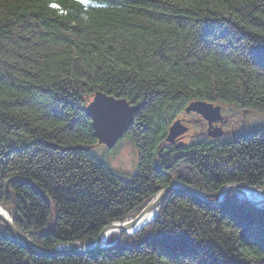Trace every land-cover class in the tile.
Instances as JSON below:
<instances>
[{"label": "trees", "instance_id": "obj_1", "mask_svg": "<svg viewBox=\"0 0 264 264\" xmlns=\"http://www.w3.org/2000/svg\"><path fill=\"white\" fill-rule=\"evenodd\" d=\"M98 91L141 105L128 180L90 154L85 108ZM196 101L264 112V0H0V206L50 250L93 244L172 180L264 191V123L165 143ZM237 202L225 194L211 207L173 190L153 221L89 255H35L0 222V264H264V208Z\"/></svg>", "mask_w": 264, "mask_h": 264}, {"label": "water", "instance_id": "obj_2", "mask_svg": "<svg viewBox=\"0 0 264 264\" xmlns=\"http://www.w3.org/2000/svg\"><path fill=\"white\" fill-rule=\"evenodd\" d=\"M140 110V106L131 105L125 99L115 98L113 96L107 95L103 92H96L93 95L92 101L85 108V114L91 121V127L93 130V136L96 139L97 145H104L108 149H112L117 142L121 139V137L129 131L132 122L133 116ZM186 113L194 112L203 116L209 123L216 122L220 118V109L219 107H213L205 102H193L189 104V106L185 109ZM188 129L185 128L180 120L175 121L171 127L169 128V132L166 137V142L175 143V139L180 135L184 134ZM18 178H12L8 180L5 184L7 185L9 182L17 180ZM238 188H247L252 190L255 193L263 194L262 191H256L253 188L249 187L246 184H237V186H233L231 188H224L219 193L208 195L201 193L189 186L178 183L176 181H172L165 189L160 191L154 200H152L147 207L138 215V217L131 220L129 223L125 224H117L112 223L106 226L100 233L99 239L97 240V244L83 249V250H72L68 252H59L54 249H43L35 244H33L27 237L23 236L8 214L0 213V221L6 226L7 230L12 234L15 238L16 242L22 245L25 248L31 250V252L35 255L53 258L63 255H85L90 254L92 252L105 249L106 248V233L110 230L114 229L115 231L125 232L129 229H132L136 226L142 218L149 212H152L156 206L160 205L164 198L168 195V193L172 190L185 191L194 197L199 198L203 202H207L209 197H217L223 192H237ZM264 196V194H263ZM245 203L254 206L255 208L260 209L264 204L263 201L256 202L251 201L249 199L243 200ZM213 205L212 203L210 206ZM3 209L2 207H0Z\"/></svg>", "mask_w": 264, "mask_h": 264}, {"label": "rangeland", "instance_id": "obj_3", "mask_svg": "<svg viewBox=\"0 0 264 264\" xmlns=\"http://www.w3.org/2000/svg\"><path fill=\"white\" fill-rule=\"evenodd\" d=\"M91 101H92V99L87 103V105ZM196 102H202V101H196ZM130 104L131 105L140 106V110H141V105H137V104H134V103L133 104L130 103ZM207 104L212 105L213 107H219V109H220V118H219L218 122L217 123L216 122L209 123L206 119L203 118L202 115L194 113V112H190L189 113L192 116L191 117L190 116L187 117V118H189L188 121H182L183 120V115L182 114H178V115H176V120L175 121L180 120L181 124L185 128H187L188 130L184 134H182L178 138H176L175 139V143H177V142H181V143L182 142H186L189 138H191L194 134L198 133L199 131L205 132V128L207 127V125H209V126L210 125L217 126L218 128H220L226 134V135L224 134L223 137L225 139H228V138H230L232 132H234V135L237 134V136H239L241 134H247L250 130H252V127H254V126L258 125V124L264 123V112H261V113L260 112H249V113L246 112L245 114H243L242 112H237L236 110L232 109L230 106H227V105L226 106H218L216 104H211V103H207ZM134 116H133V122H134ZM222 117L225 119L223 122H222ZM193 119H195L196 121H192ZM175 121H173L171 123V125ZM198 121H203V127L200 128L198 126ZM133 122H132V124H133ZM171 125H170V127H171ZM168 132H169V130H168ZM188 136H189V138H188ZM165 143L166 144H171V143L166 142V138H165ZM90 154L92 156L102 160L109 167V169L111 171H113L115 174H117L118 176L122 177L125 180L130 179L131 177H133L138 172V168H139L138 152H137V148H136V145H135L132 137L128 134V131L121 137V139L117 142V144L112 149H108L104 145H97L96 144L94 146V148H92L90 150ZM8 180H10V179H8ZM17 180H19V179H17ZM26 181H28V180L26 179ZM172 181H175V180H172ZM176 182H178V181H176ZM178 183H180V182H178ZM181 184H184V183H181ZM237 184H241V183H237ZM237 184H231V185L224 186L217 193H219L224 188H227V187L231 188L233 186H237ZM184 185H186V184H184ZM186 186H189V185H186ZM189 187H191V186H189ZM191 188H193V187H191ZM193 189H195V188H193ZM195 190H197V191H199L201 193H204V194H208V195L216 194V193H206V192L200 191L198 189H195ZM160 191H162V190H160ZM160 191H158L155 195H153L151 200L144 206V208L140 212H138L136 215H133L132 218H130V219H128V220H126V221H124L122 223H117V224L129 223L131 220H133L134 218L138 217V215L147 207V205L152 200L155 199L156 195ZM172 191H170L168 193V195ZM181 192H185V191H181ZM262 192H264V191L262 190ZM186 193H188V192H186ZM225 194H231L232 197H234L238 201L237 204L250 205V204L245 203L243 201L244 200L243 198H239V195L237 194V192L236 193L235 192H223L222 194H220L216 198L214 196L213 197H209L208 200H207V202H208L207 204L210 206V204L212 203L213 205H211V207L222 206L223 202H224ZM167 196L164 198L163 202L160 205L155 207V209H158V212L160 210L161 205L165 202ZM197 199L199 200V198H197ZM200 201H202V200H200ZM204 203H206V202H204ZM252 207H254V206H252ZM261 208H264V204L261 206ZM3 210H4V212H6L9 215V210H6L4 208H3ZM156 217H157V215H155L153 218L155 219ZM151 221H153V220H150V222ZM143 226H145V224ZM141 228H143V227L141 226L140 228H136V226H134L132 229H129V230L125 231V232L129 233V234H126V235H131L132 233H136ZM122 233H124V232L115 231L114 229H112V232H111V230H110V234L106 235V248L98 250V251H103V250H106V249H109V248L113 247L117 243V240L114 243H111L109 241V238L111 236H113V235H117L118 238H120ZM13 240L16 242L14 237H13ZM96 244H97V241H95L91 245L87 244V243H80V242L65 243V244L57 245L53 249L56 250V251H59V252H68V251H72V250H76V249L83 250V249H87L89 247L92 248V246H95ZM71 246H73V247H71ZM98 251H95V252H98ZM95 252H92V253H95ZM92 253H90V254H92ZM85 255H89V254H85Z\"/></svg>", "mask_w": 264, "mask_h": 264}, {"label": "bare ground", "instance_id": "obj_4", "mask_svg": "<svg viewBox=\"0 0 264 264\" xmlns=\"http://www.w3.org/2000/svg\"><path fill=\"white\" fill-rule=\"evenodd\" d=\"M223 118V117H222ZM224 119V118H223ZM227 121V120H226ZM218 121H216V123H217ZM219 138L221 139L222 137L221 136H219ZM247 185V184H246ZM250 187V186H249ZM255 190V189H254ZM257 191V190H256ZM236 193V192H235ZM237 194L239 195V198H243V199H249V200H251V201H256V202H258V201H260V202H262L263 201V198H264V196H263V194H264V192H263V194H259V193H255V192H253L252 190H249V189H247V188H239L238 190H237ZM0 207H2V206H0ZM3 208V207H2ZM0 213H2V214H5V212H4V210L3 209H1L0 208ZM157 213H159L158 212V209H154V211H152V212H149V213H147L146 215H145V217L144 218H142V220L136 225V228H140L141 226L142 227H144L143 225L145 224V225H147V224H149L150 223V220H154V216L155 215H158ZM9 216V215H8ZM111 232H112V230H111ZM125 234H129V233H127V232H124ZM110 234V231L109 232H107L106 233V235H109ZM134 233H132L131 235H133ZM16 243H18V242H16ZM19 244V243H18Z\"/></svg>", "mask_w": 264, "mask_h": 264}, {"label": "snow or ice", "instance_id": "obj_5", "mask_svg": "<svg viewBox=\"0 0 264 264\" xmlns=\"http://www.w3.org/2000/svg\"><path fill=\"white\" fill-rule=\"evenodd\" d=\"M79 2H80L81 4H85V3L88 2V0H79ZM50 6L53 7V8H58V7H59L57 4H52V5H50Z\"/></svg>", "mask_w": 264, "mask_h": 264}, {"label": "built area", "instance_id": "obj_6", "mask_svg": "<svg viewBox=\"0 0 264 264\" xmlns=\"http://www.w3.org/2000/svg\"><path fill=\"white\" fill-rule=\"evenodd\" d=\"M71 247H73V246H71Z\"/></svg>", "mask_w": 264, "mask_h": 264}]
</instances>
